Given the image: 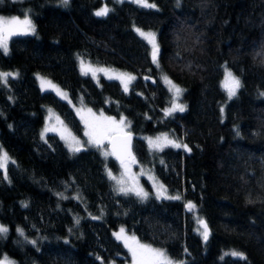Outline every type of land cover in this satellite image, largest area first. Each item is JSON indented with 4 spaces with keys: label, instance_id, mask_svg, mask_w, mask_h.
<instances>
[{
    "label": "trees",
    "instance_id": "trees-1",
    "mask_svg": "<svg viewBox=\"0 0 264 264\" xmlns=\"http://www.w3.org/2000/svg\"><path fill=\"white\" fill-rule=\"evenodd\" d=\"M148 3L155 7L0 2V15H29L34 28L11 38L7 52L0 49V72H17L0 82V151L10 159L6 177L0 170V223L8 229L0 233V258L126 264L128 248L114 236L124 227L181 264H264V0ZM101 6L110 11L97 17ZM135 28L156 32L160 67ZM78 59L136 78L126 91L114 80L96 82L80 73ZM224 68L241 83L229 100L221 88ZM162 74L182 90L183 112L165 114L171 94ZM38 75L65 90L79 110L125 118L134 160L179 199L118 192L109 173L120 164L105 155L107 145L71 152L54 134L43 141L47 107L77 137L84 129L67 102L40 90ZM156 134L182 148L149 149L144 138Z\"/></svg>",
    "mask_w": 264,
    "mask_h": 264
},
{
    "label": "rangeland",
    "instance_id": "rangeland-1",
    "mask_svg": "<svg viewBox=\"0 0 264 264\" xmlns=\"http://www.w3.org/2000/svg\"><path fill=\"white\" fill-rule=\"evenodd\" d=\"M12 1H21V0H12ZM116 1H119V2L128 1V2H132V3H135V4L139 5L138 3L134 2V0H116ZM105 7H107V6H101L100 8L96 9L94 11V15H95V13L98 10H100L102 8H105ZM107 8L110 11V8L109 7H107ZM95 16H97V15H95ZM0 17L7 18V19H11L12 17H17L20 20H23L25 18V16L24 17H18V16H3V15H0ZM27 17H28V19H30L29 15H27ZM97 17H103V16H97ZM137 29L138 28H135L136 34L143 41H145L147 43V45L149 46L150 56H151V60H152L153 65L155 67H160L159 61H158L159 51H158V54H157V61L154 63L153 59H152V51H153L152 44H150L147 39L142 37L139 34V32L137 31ZM139 30L141 32H144V33H153V34H155V41H156V44H157L158 49H159V44H158V41H157V38H156V32L155 31L142 30V29H139ZM33 33L34 32H31V33H28V34L12 35V36H10L8 38V43H9V40L11 38H13V37L32 35ZM0 49L3 52H5L3 50V48H0ZM7 50H8V47H7ZM78 64H79L78 65L79 66V71H80V73L82 75L89 76L96 82H98V80L100 78L117 81L121 85L123 90H125V85L127 86V90H128L130 84L136 78V76L133 75V74H129V73H126V72H123V71H120V70H117V69H114V68H108V67H105V66L92 64L91 62L86 61L84 59H78ZM226 71L227 72H231L228 69L224 68L223 74H222V80H221V88L223 89V91L226 94V99L229 100L232 97L229 98L228 93H227L225 87L223 86V82L225 81ZM0 73H3V72H0ZM11 73L14 74L12 76H17V72H11ZM232 75L234 77H236L233 73H232ZM129 77H132L133 79H129ZM165 77H167L168 80H170L172 83L169 84L165 80ZM36 80H37V84H38V86H39L41 91H43V92L47 91V92L53 93L59 99L67 102L72 107V109L74 110L76 116L78 117V119L82 123L83 129H84L83 138L77 137L70 130V128L66 125V123L59 116V114L56 111H54L52 108L47 107L46 108V115H45V123H44L43 128H42V130L40 132V138L43 141H45L46 136L48 134H54L61 140L63 145L71 152H75L72 149L76 148V147H79L80 149H83V148L89 147V146H95V147L104 148L105 145H106V140L108 138H110V137L103 138V142L99 146H97L95 143H89V136L86 135V133L91 131V125L94 122H102V123L108 124L109 126H111L114 129H116L115 134H117V133H119V134L128 133V131H129V123H128V121L125 118H116V117H112V116H106L102 111H100V112H96V111H92V110L89 111L90 109L85 108V107L83 109L79 110L74 105H72V103H71V101L69 99L68 93L65 90L61 89L59 86H57L55 83L51 82L50 80H48V79H46V78H44V77H42L40 75H38L36 77ZM42 80L50 82V83H45L42 86ZM160 81L169 90V92L171 94V100H170V103H169L168 107L166 108V111L171 109L173 107L174 103L183 105V103H182V90H181L180 94L177 95L175 93V89L172 88V85H175V86H177V85L165 74L161 75ZM173 112H178V110L177 111H173ZM173 112H171V113H173ZM105 118H111V121L106 120ZM112 121H114L115 123L112 124ZM121 121H123V123H121ZM144 140H145V143L147 144L148 148L151 149V150H154V151L161 150V149H163L165 147L182 148V145H181V143L179 141L175 140V138H172L171 136H169L167 134H156V135L148 136V137L146 136L144 138ZM76 141H79V144H77ZM149 141H152L153 143L150 144ZM169 141L175 142L176 144H180L181 146L180 147H175V146H173L172 143H169ZM105 152L106 151L104 150L103 153H105ZM107 152H109V151H107ZM3 154H5V151L1 150L0 151V157H2ZM109 154L111 155L110 152H109ZM9 162H10V159L7 156L6 164L8 165ZM0 170L3 172L4 176L6 177V168L0 167ZM110 178L113 181V183L115 185V188H116V190L118 192H120L119 189L121 187H123L125 189H133V191H129L128 193H132V194L136 195L135 193H136L137 190L143 189V191L146 192L147 195L149 194V196L151 195V196H153L154 198H156L158 200L172 199L171 195L167 192V190L164 187V185L153 175L152 171L150 169L146 168V167L140 166L135 160L132 163H122V164H120L118 173L116 175L112 173ZM142 179H144L145 181L148 182V184L150 185V188H151V192H148V190L145 189V187L143 186V183H142ZM0 226H3V225L0 223ZM3 227H5V226H3ZM121 229L124 230L123 235L128 238V240H127L128 244H133L134 245L135 242H139V244L147 245V246H150L153 249L161 250L172 261V264H181L180 262L175 261L174 259L170 258L164 249L153 247V246H151V245H149L147 243L139 241L133 234L128 233L124 227H120L118 230H116L114 232V236L115 237H116L115 234L120 233ZM18 233L21 234V231H18ZM2 234H5V233H2ZM132 237H135V241H133L131 239ZM119 240L122 241L125 244V240L124 239H119ZM128 252H129V260L126 262V264H133L132 254L129 251V249H128ZM5 258H7V261L10 262V264H17V262L14 259H12V258H10V257H8L6 255L2 256L0 258V261H4Z\"/></svg>",
    "mask_w": 264,
    "mask_h": 264
},
{
    "label": "snow or ice",
    "instance_id": "snow-or-ice-1",
    "mask_svg": "<svg viewBox=\"0 0 264 264\" xmlns=\"http://www.w3.org/2000/svg\"><path fill=\"white\" fill-rule=\"evenodd\" d=\"M2 2V0H0ZM134 2L138 3L141 7H155L154 4L148 3V0H134ZM63 3L66 5L68 3V0H63ZM109 9L107 7L102 8L98 10L95 15L97 16H104L107 15ZM139 34L148 40L150 44H152V59L155 63L157 61V54H158V46L155 41V34L153 33H144L141 32L139 29H137ZM34 32V28L32 25V22L30 19H28L27 15H25V18L23 20H20L17 17H12L11 19L0 17V48H3L5 52H7L8 47V38L12 35L17 34H28ZM14 74L12 73H0V82H6L7 78L9 76H12ZM129 79H133L132 77H129ZM165 80L171 84L172 82L168 80L167 77H165ZM45 83H50L47 81L42 80V86ZM223 86L225 87L229 98L236 95L237 90L241 87V83L238 78L234 77L231 72H227L225 74V81L223 82ZM172 88L175 89V93L177 95L180 94L181 89L175 85H172ZM125 90H127V86L125 85ZM261 95H264V93H261ZM184 111V106L180 104H173V107L166 111V115L170 114L173 111ZM91 111V110H89ZM106 120L111 121V118H105ZM115 122L112 121V124ZM123 123V121H121ZM116 129L109 126L108 124L102 123V122H94L91 125V131L87 132L86 135L89 136V143H95L97 146L102 144L103 138L105 137H112L115 134ZM74 139V138H73ZM77 144H79V141H76ZM110 143H113V153L117 154L118 152H122L127 150V143L123 142L120 144H117L113 142L110 139ZM149 143H153L152 141H149ZM169 143H172L175 147H180V144H176L175 142L169 141ZM187 148V146H184ZM73 151H80L81 149L79 147L73 148ZM109 153H105V155H108ZM117 158L120 159V155L117 154ZM7 154H3L2 157H0V167L6 168L7 164ZM123 163V161H122ZM111 176V173H109ZM120 192L127 194L129 191H133V189H125L121 187ZM137 196H140L141 198H144L147 196V193L143 191V189H139L135 193ZM172 199H179V197H171ZM26 206V205H25ZM187 207L191 208L193 207L190 203L187 205ZM199 223L203 227V237L205 240L208 238V229L207 224L200 220ZM8 230L7 228L0 226V233H6ZM18 231H21L18 229ZM124 230L121 229L120 233L115 234L116 238L124 239L126 247H128L129 251L132 254L133 258V264H172V261L167 257V255L158 249H153L150 246L139 244V242H135V244H128L127 240L128 238L123 235ZM21 231V235H22ZM133 241H135V237L131 238ZM31 243L35 244V241H32ZM234 256H238L240 259H246L243 253L233 252ZM0 264H10V262L7 261V258H5L4 261H0Z\"/></svg>",
    "mask_w": 264,
    "mask_h": 264
},
{
    "label": "water",
    "instance_id": "water-1",
    "mask_svg": "<svg viewBox=\"0 0 264 264\" xmlns=\"http://www.w3.org/2000/svg\"><path fill=\"white\" fill-rule=\"evenodd\" d=\"M110 139L117 144H120L123 142L127 143V150L117 153L118 155H120L121 157L120 159L117 158V154H112L113 153V143H110ZM106 145H107V150L111 153L113 159L118 164H122V161L123 163H132L134 161L133 136L131 133L114 134V136L106 140ZM208 234H209V231H208Z\"/></svg>",
    "mask_w": 264,
    "mask_h": 264
}]
</instances>
